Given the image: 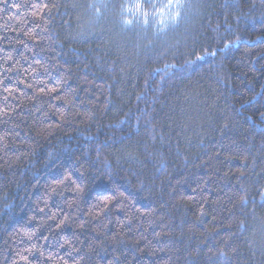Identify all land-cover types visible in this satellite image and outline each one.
Instances as JSON below:
<instances>
[{"label":"trees","instance_id":"16d2710c","mask_svg":"<svg viewBox=\"0 0 264 264\" xmlns=\"http://www.w3.org/2000/svg\"><path fill=\"white\" fill-rule=\"evenodd\" d=\"M135 2H0V264H264V0Z\"/></svg>","mask_w":264,"mask_h":264},{"label":"snow or ice","instance_id":"6c2138e0","mask_svg":"<svg viewBox=\"0 0 264 264\" xmlns=\"http://www.w3.org/2000/svg\"><path fill=\"white\" fill-rule=\"evenodd\" d=\"M0 2L7 3V0H0ZM179 6L180 5L178 3V0H168L167 4H158L156 2V0H147V7L151 8L153 10V13H152L153 15H155L157 12H159L160 14L163 15L165 12V9L171 10L173 7H179ZM11 7L19 9L21 7V5L20 4H13V5H11ZM33 7L36 8L35 5ZM43 7L46 8L47 5H43ZM40 10H42V9H40ZM127 10L128 11H134L135 13H140L146 17L149 14L147 11H145L144 0H136V2L133 3ZM38 14H39V10L33 11V13H32L33 16H37ZM170 15H172V18L175 19V16H178L179 13L178 12H176L175 14L170 13ZM13 18H15V17H11V16L9 17V19H13ZM208 54L209 53H205V55H208ZM211 55H215V53H211ZM203 59H204V56H202V55L195 57V61H199V60H203ZM195 61H186V63L192 64V63H195ZM6 91H7V89H6ZM262 115H264V114H262ZM59 183H63V181H60ZM77 187L79 188V186H77ZM81 191H82V189H81ZM261 196H262V198H264V193H261ZM246 200H247L246 196L241 197V203H245ZM29 239H31V236H29ZM29 251H31V250H29ZM37 251H39V249H37ZM18 255H20V254L18 253ZM40 255H41V257H43L44 256L43 252H40ZM21 259L27 260V257L21 256ZM46 259H51V257H47Z\"/></svg>","mask_w":264,"mask_h":264}]
</instances>
